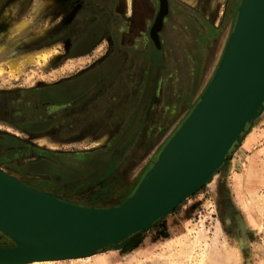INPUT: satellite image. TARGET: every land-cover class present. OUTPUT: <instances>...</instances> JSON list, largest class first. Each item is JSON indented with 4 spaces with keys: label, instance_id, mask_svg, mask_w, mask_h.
Listing matches in <instances>:
<instances>
[{
    "label": "rangeland",
    "instance_id": "374dc122",
    "mask_svg": "<svg viewBox=\"0 0 264 264\" xmlns=\"http://www.w3.org/2000/svg\"><path fill=\"white\" fill-rule=\"evenodd\" d=\"M167 1L168 14L162 32L164 60L157 78V100L150 105L153 115L149 128L142 133L149 139L144 147H137V141L127 138L120 142L118 136L131 121L147 88L149 64L147 56L140 54L148 52V45L123 51L121 65L85 97L54 109L46 102L33 101L36 91L85 75L111 52L106 36L111 35L118 44L121 33L102 28L99 33H105V38L100 44L87 54L71 56L63 45L49 40L46 0H0V69L3 70L0 134L5 139L0 142L1 171L41 191L88 206L116 205L133 192L211 78L240 0H216L211 18L196 9L195 0ZM150 2L147 9L154 15L158 0ZM122 14L121 18H127L123 19L127 26L136 18V12L128 16L123 10ZM152 17L150 14L149 22ZM137 20L142 23L146 18L137 16ZM123 31L120 46L126 44V35L130 34L129 30ZM43 47L50 50L25 53ZM30 58L33 61L27 62ZM13 64L19 71L13 73ZM116 77L123 87L111 93L107 87ZM80 86L81 82L51 87L47 96H69ZM102 93L98 101L103 102L98 106L92 101ZM4 98H8L6 110ZM97 106L99 119L85 123ZM42 119L46 121L44 127L59 125V128L45 132L49 135L36 136L17 124ZM74 122L78 126L74 124L75 128L68 130V125ZM63 127L68 134H62ZM229 154L227 164L221 166L210 183L201 186L171 214L124 246L83 257L28 264H264V108L250 127L247 125L241 141ZM63 155L79 156L77 160H70L78 168L61 172L47 162L49 158ZM28 162H33L30 169L35 174L21 171ZM49 174L57 180L82 175L85 181L52 192L46 184ZM11 245L12 241L0 233V246Z\"/></svg>",
    "mask_w": 264,
    "mask_h": 264
},
{
    "label": "water",
    "instance_id": "95a60500",
    "mask_svg": "<svg viewBox=\"0 0 264 264\" xmlns=\"http://www.w3.org/2000/svg\"><path fill=\"white\" fill-rule=\"evenodd\" d=\"M263 108L264 0H240L211 78L122 202L75 203L0 170V233L13 243L0 246V263L76 258L124 246L227 164Z\"/></svg>",
    "mask_w": 264,
    "mask_h": 264
},
{
    "label": "flooded vegetation",
    "instance_id": "af4514ba",
    "mask_svg": "<svg viewBox=\"0 0 264 264\" xmlns=\"http://www.w3.org/2000/svg\"><path fill=\"white\" fill-rule=\"evenodd\" d=\"M47 1L46 5V12L48 13L49 17V0ZM55 3H60L61 8L66 10V14L64 16L65 19V30L67 28H70L72 26H79V27H85V30L81 33V35L76 39L70 41V46L68 49H66L68 55L71 56H82L84 54H87L91 52L95 46L100 44V42L105 38V33H99L100 29H115L119 30L121 33L120 36L118 37V42L123 41L124 35H123V30H128V24L123 21V19L127 18H121L122 14V8L125 10V3L122 0H53ZM147 7L150 6L151 2L150 0H141ZM169 3V2H168ZM152 8V7H151ZM86 12L88 13L87 15ZM153 11L151 10L148 14L145 16L146 21L141 24L139 28L135 29V31H132L129 35H126L125 38V47L126 49H123L120 46V42L117 44L115 43L114 38L110 36H106L107 39H109V44L112 47V50L110 53L107 54L104 58L101 59V61L98 64H95L92 68H90L87 73L84 75L82 74L79 77H76L72 80H67L59 84H55L49 87H46L43 90H38L34 94L33 101H39L40 103H47L49 106L55 108H59L60 106H66L71 104L72 102H75L77 99H80L82 97H85L87 95V92L93 88L97 83L102 82L105 78L108 77L109 74H111L116 68H118L120 64V56L123 51H133L136 46L141 45H148V52L145 53L144 51L140 54L141 56H147V62L149 64L148 66V84L147 88L143 93L142 100L140 103H138V106L136 108V112L133 114L131 121L127 125L126 129L120 134L119 139L121 141L128 140L129 141H137V147H144V145L147 144V139L145 136H142L143 130L146 128L147 122H148V116L151 113L150 111V105L154 103L157 100V95L156 92L158 91L157 87V78L160 75L161 67H163V60H164V53H163V43H164V38H163V28H164V23L162 29L158 32L159 39H160V44L156 45L153 39L150 37L149 30L150 26L152 24L154 15L152 14ZM150 14L152 17V20L149 22ZM155 14V13H154ZM108 15H111L112 18H110ZM120 16V17H119ZM109 18V19H107ZM149 22V23H148ZM88 23V24H87ZM87 24V25H85ZM130 24V23H129ZM127 26V27H126ZM64 30V31H65ZM147 31V36L144 37V31ZM136 32V33H135ZM137 34L138 36L134 35ZM64 33H61L60 36L62 39L67 41L69 39ZM52 39V38H51ZM130 47V48H129ZM127 61V58L125 59ZM123 63L122 65H124ZM123 68V67H121ZM121 74V72L118 73V76ZM117 76V77H118ZM115 78V80L108 85V90L112 92L118 83H120V80L118 78ZM81 82L82 86L78 89V91H74L72 94L69 96H59V97H51L47 96V91L49 90L48 88L51 89V87H58V86H64L67 83L73 84ZM157 89V90H156ZM108 90L104 91L107 92ZM40 92L41 95H38ZM103 96L102 94H99L92 102L94 103H100L102 100L98 101L100 97ZM115 96H113L114 98ZM156 99V100H154ZM32 103V102H31ZM100 105V104H99ZM98 105V106H99ZM33 105L31 104L30 107ZM96 107V110L93 111L92 115L90 116L89 119L85 121V123H89L92 120L97 121L99 119L97 113L99 112L100 107ZM105 111L108 112L109 109H104ZM105 112L104 114H106ZM77 117V116H76ZM74 119H77V118ZM16 119V118H15ZM18 120V119H17ZM67 120V119H66ZM21 128H23L25 131L29 132L30 134H38L40 135H49L50 132H52L55 129H58V126L55 127H44L46 124L45 120H37V121H30V122H20L17 123ZM69 124V122L66 123V125ZM74 124L75 126H78L77 122H74L73 124L70 123L68 125V130L74 129ZM90 127V126H89ZM88 127V129H89ZM67 130V128L63 127V130H60L62 134H68L65 133L64 130ZM49 133H45V132ZM60 131H56L57 135L59 132V136H61ZM55 133V132H54ZM52 136V134H50ZM3 135L0 134V142H4V138L2 137ZM132 136V137H131ZM142 138V139H141ZM140 141V143L138 142ZM144 141V142H143ZM118 145V144H117ZM130 147V146H129ZM114 149V148H112ZM124 149V148H123ZM122 149V150H123ZM114 151H117L114 149ZM114 151L112 154H114ZM29 156V155H28ZM77 155H63V156H57V157H52L47 160L52 167L55 169L61 171V172H67V171H73L77 166L73 165L74 163H70V160H77L78 158H75ZM112 156V155H111ZM114 157L116 156L113 155ZM32 161H38L32 160ZM76 162V161H75ZM37 163V162H35ZM33 164V162H28L24 169H22V172L25 173H31L35 174V172L31 171L30 166ZM90 164V163H88ZM65 179L57 180L55 175L49 174V177L46 178V184L51 187V190H56V189H61L63 187H68L73 185L76 182H83L85 181L83 179L82 175H78L76 177H64ZM38 188V187H36ZM40 189V188H39ZM49 189V188H48ZM56 194V193H55ZM59 197L61 199H66L63 196Z\"/></svg>",
    "mask_w": 264,
    "mask_h": 264
},
{
    "label": "crops",
    "instance_id": "0c3cea01",
    "mask_svg": "<svg viewBox=\"0 0 264 264\" xmlns=\"http://www.w3.org/2000/svg\"><path fill=\"white\" fill-rule=\"evenodd\" d=\"M122 1L125 3V10L127 11L128 16H130V15L132 16V14H134L136 12V14H134V16L136 18L134 19L133 23L129 24V26H128L129 33H131L132 31H135V29L141 27L140 25L143 24V22H144V21H142V23L139 22V20H137V16H142L143 18H145L147 13H149V10L147 9V6L141 0H136L137 8L135 6V0H122ZM212 1L213 0H195L194 2H197V4H193V5L196 6V9L200 10L201 14H204L205 16L211 18L214 14L216 0H214L213 2ZM130 2H131V5H130ZM60 5H61L60 3H55L53 0H49V40L52 38V41H51L52 44H61L65 47V49H68L70 46V41L76 40L81 35V33L85 30V27L83 28V27H79V26H77V27L72 26V27L67 28L65 30L64 16L66 14V10L61 8ZM159 10H160V1L158 0V8L154 14V18H153V21H152V24H151L150 30H149L150 37H152L151 30H152V27L154 25L155 17L157 16V13L159 12ZM208 10L210 11L209 14H208ZM122 11H123V8H122ZM206 11H207V13H206ZM137 12H139V13L137 14ZM87 14L88 13L86 12L85 15H87ZM87 24H85V25H87ZM61 33H64V35H66L69 39H67V41L62 39L60 36ZM184 44H187V43L184 42ZM43 50H50V49L47 47H43V48L38 49L37 51L25 52V53L42 52ZM118 87H121V90H122L123 86L121 83H118L116 88L112 92H114ZM4 100H6V102H5V105H6L8 103V98H4ZM102 102H103V100L99 104H101ZM5 107H6L5 108V110H6L7 105ZM151 115H153V114L151 113L148 116V122H147L145 129H147V127L149 128ZM54 195H57V194L54 193ZM57 196H59V195H57Z\"/></svg>",
    "mask_w": 264,
    "mask_h": 264
},
{
    "label": "bare ground",
    "instance_id": "6f19581e",
    "mask_svg": "<svg viewBox=\"0 0 264 264\" xmlns=\"http://www.w3.org/2000/svg\"><path fill=\"white\" fill-rule=\"evenodd\" d=\"M160 1V12H159V15L157 16V19H156V22H155V24H154V27H153V29H152V33H151V35H152V38H153V40H154V42L156 43V45H158V43H159V37H158V32L162 29V27H163V23H164V18H165V15H163L166 11L168 12V1L167 0H159ZM211 10V9H210ZM206 13H207V11H206ZM210 13V11L208 10V14ZM163 16V17H162ZM44 60H46V58H43ZM37 60V59H36ZM32 62L33 60L30 58V59H28V61L27 62ZM25 63H26V61H25ZM12 70L14 71H16V70H18L17 68V65H15V64H13L12 66ZM15 71L13 72V73H15ZM19 71V70H18ZM18 74H19V72H18ZM17 74V75H18ZM1 75H3V70H1L0 69V76ZM14 75V74H13ZM6 117H7V115H6ZM255 120V119H254ZM253 120V121H254ZM248 126H250V125H248ZM246 132V131H245ZM19 135H21V133H19ZM3 172V171H2ZM5 173V172H4ZM5 174H7V173H5ZM216 173H214L212 176H211V178L210 179H208V178H203V183H205V184H208V183H210L211 182V180L213 179V177H214V175H215ZM8 176H10V177H13L12 175H9V174H7ZM14 179H16L15 177H13ZM18 180V179H17ZM22 182V181H21ZM24 183V182H23ZM44 192V191H43ZM47 193V192H46ZM50 194V193H49ZM51 195H53V194H51ZM54 196H57V195H54ZM188 195H186V196H184L183 198H181L179 201H177L175 204H173L167 211H166V213L160 218V219H158L156 222L158 223L159 221H162L165 217H167L169 214H171L173 211H174V209L178 206V204L181 202V201H183V200H185L186 199V197H187ZM156 222H154V223H152V224H150V225H147V226H145L144 228H142L139 232H137L136 234H135V236H137V235H139V234H142V233H144L145 231H147V230H149L150 228H151V226H154L155 224H156ZM128 240V239H127ZM129 242H130V240H129ZM115 249H117V248H115ZM114 250V249H113ZM55 260H53V259H51V260H45V261H43V262H48V263H50V262H54ZM41 262V260H35V261H33V263H40ZM0 264H6V263H0ZM14 264H16V263H14ZM18 264V263H17Z\"/></svg>",
    "mask_w": 264,
    "mask_h": 264
}]
</instances>
